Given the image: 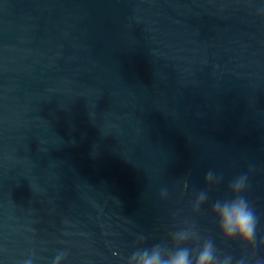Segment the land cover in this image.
Instances as JSON below:
<instances>
[{"label": "water", "instance_id": "1", "mask_svg": "<svg viewBox=\"0 0 264 264\" xmlns=\"http://www.w3.org/2000/svg\"><path fill=\"white\" fill-rule=\"evenodd\" d=\"M242 173L264 238V0H0V264H126L186 219L239 258L211 204Z\"/></svg>", "mask_w": 264, "mask_h": 264}, {"label": "clouds", "instance_id": "2", "mask_svg": "<svg viewBox=\"0 0 264 264\" xmlns=\"http://www.w3.org/2000/svg\"><path fill=\"white\" fill-rule=\"evenodd\" d=\"M251 171V169L249 170ZM222 176L209 170L204 177V189H194L192 213L201 212L202 206L209 201V190L215 189ZM248 173H242L228 186L227 194L211 204V216L224 244L238 241L246 254L234 258L230 253L217 247L211 237L201 235L196 223L186 219L182 226L167 233V238L151 246H139L126 258V264H264V257H258L257 246L264 247V238L257 237L260 218L254 205L247 198ZM169 197L167 188L160 191L161 201ZM144 240L145 237H139ZM66 253H59L52 264H61ZM23 264H33L31 258Z\"/></svg>", "mask_w": 264, "mask_h": 264}]
</instances>
